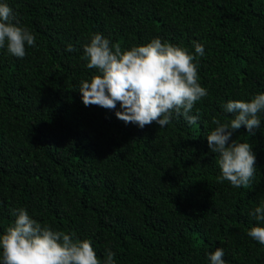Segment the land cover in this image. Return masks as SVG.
I'll use <instances>...</instances> for the list:
<instances>
[{"label":"trees","instance_id":"1","mask_svg":"<svg viewBox=\"0 0 264 264\" xmlns=\"http://www.w3.org/2000/svg\"><path fill=\"white\" fill-rule=\"evenodd\" d=\"M35 36L24 58L0 48V235L13 210L52 230L91 241L101 264H264V245L247 235L264 203V113L249 135L252 187L220 175L206 136L233 117L229 100L264 94V0H0ZM123 50L154 38L197 56L196 102L189 125L173 115L143 129L119 111L82 103L79 86L98 74L81 59L93 34ZM74 49L69 52L67 47Z\"/></svg>","mask_w":264,"mask_h":264},{"label":"clouds","instance_id":"2","mask_svg":"<svg viewBox=\"0 0 264 264\" xmlns=\"http://www.w3.org/2000/svg\"><path fill=\"white\" fill-rule=\"evenodd\" d=\"M10 55L24 58L26 46H35V36L16 20L13 9L0 3V48ZM195 55L184 48L154 38L146 45L129 50L112 44L101 34H93L83 47L81 59L88 69L98 74L81 81L79 92L82 103L115 111L117 119L143 129L155 122L167 126L175 114L189 124L197 123L199 116L191 115L196 102L207 96V90L198 82L194 60L204 55L203 46L194 43ZM69 45L66 51H73ZM224 111L234 118L226 123L213 119L215 130L207 136L210 151L218 154L220 175L217 182L228 181L235 188L252 187L256 173V157L252 145L231 140L233 132L242 126L249 135H255L264 113V94L249 101L229 100ZM14 224L0 235V264H101L88 239H74L72 234L52 230L29 216L24 209L13 210ZM258 222H264V203L252 213ZM247 235L264 245V227L253 226ZM224 251L217 248L208 253L210 264H225ZM103 264H114V253L108 251Z\"/></svg>","mask_w":264,"mask_h":264}]
</instances>
